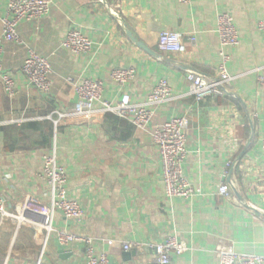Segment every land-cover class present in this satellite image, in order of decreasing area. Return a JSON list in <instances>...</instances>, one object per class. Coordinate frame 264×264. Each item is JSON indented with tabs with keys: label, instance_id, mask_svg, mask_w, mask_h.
Instances as JSON below:
<instances>
[{
	"label": "crops",
	"instance_id": "obj_1",
	"mask_svg": "<svg viewBox=\"0 0 264 264\" xmlns=\"http://www.w3.org/2000/svg\"><path fill=\"white\" fill-rule=\"evenodd\" d=\"M9 0H0L2 17ZM123 18L143 47L126 33ZM228 12L238 29V44L228 47L235 76L228 96L198 101L190 94L187 70L215 75L220 59L218 15ZM264 0H52L50 12L18 26L22 44L6 42L3 71L17 95L10 99L0 82V197L13 211L26 197L49 204L51 187L41 175L45 155L57 153L67 173L69 198L77 199L81 221L56 212L54 227L93 238L96 253L112 264H154L150 246L170 235L186 244L171 264H220V238L238 252L264 254ZM93 41L88 53L62 46L71 29ZM163 30L184 35L186 51L163 52ZM194 34L195 44L188 39ZM47 57L51 88L30 85L22 73L29 49ZM134 67L136 77L118 83L111 71ZM90 77L103 83V98L145 103L166 78L172 98L155 108L147 131L113 113L71 115L57 124L47 118L79 103L66 78ZM99 106V104L97 105ZM256 114V117H254ZM186 116L187 157L184 172L195 188L191 198L166 195L160 150L151 131L173 117ZM247 148L246 154L239 159ZM234 164L228 166V162ZM227 183L232 197L219 194ZM0 220V264H34L41 256L43 233L29 221ZM140 243V250L123 248ZM44 264H87L85 243L58 242L52 233Z\"/></svg>",
	"mask_w": 264,
	"mask_h": 264
},
{
	"label": "built area",
	"instance_id": "obj_2",
	"mask_svg": "<svg viewBox=\"0 0 264 264\" xmlns=\"http://www.w3.org/2000/svg\"><path fill=\"white\" fill-rule=\"evenodd\" d=\"M188 4L190 0H180ZM52 0H9L6 16L2 17L3 30L0 34V82L5 94L14 99L17 89L14 79L3 71L2 56L4 44L15 42L22 44L23 41L18 32L19 24L24 20H36L50 12ZM260 28L264 30V21L260 22ZM217 31L220 41V59L217 64L215 75H206L201 72L187 70V79L190 82V94L198 101L208 98H219L229 95L233 86L235 76L229 70L230 54L228 47L238 44V29L233 23L232 15L221 12L218 15ZM193 44L197 41L194 34L188 36ZM62 46L74 54L88 53L93 47V41L86 37L78 29H71L66 34ZM159 48L163 52L180 53L186 51L184 35L179 31L163 30L159 36ZM258 82L264 87V73L257 68ZM52 66L47 57L29 49L28 56L24 61L22 73L28 83L39 90L49 91L51 81L49 74ZM111 77L118 83H127L136 77L134 67H118L111 71ZM71 82L80 98L75 107L66 111H54L47 118L57 124L60 120L71 115H92L94 113H113L125 118L139 130L147 131L154 115L155 108L172 98V87L166 78H161L155 85L148 100L145 103H130L119 101L111 103L103 98V83L90 77L77 80L73 76L66 78ZM99 104V106H97ZM256 117V114H254ZM189 120L186 116L173 117L158 125L151 131V137L158 146L163 166V180L167 197L191 198L195 195V188L187 179L184 172V163L187 157L186 130ZM264 151V139L261 141ZM234 164L228 162V166ZM41 175L51 187V199L49 204L41 203L31 197H26L19 207L11 211L0 197V220L29 221L35 226L36 234L43 233L41 242V256L34 264H44L42 255L45 246L52 233H56L58 242L62 245H70L76 241L85 243L87 264H112L106 253H96L92 245L93 238L75 234L70 231L56 229L54 220L56 212L62 211L66 217L81 221L85 212L77 199L69 198L67 195L66 182L67 173L65 168L58 162L56 152L45 155ZM219 194L226 198L232 197L229 185L225 182L219 187ZM144 245L140 243H123V248L128 250H140ZM154 250V264H171L172 254H181L186 249L185 243L180 241L176 235H170L150 245ZM216 253L220 264H264V254L238 252L234 246L225 239L220 238Z\"/></svg>",
	"mask_w": 264,
	"mask_h": 264
},
{
	"label": "water",
	"instance_id": "obj_3",
	"mask_svg": "<svg viewBox=\"0 0 264 264\" xmlns=\"http://www.w3.org/2000/svg\"><path fill=\"white\" fill-rule=\"evenodd\" d=\"M113 13H114V15H115L117 21L119 22V24H120V25L126 30L127 35H128L132 40H134L139 46L143 47V46H144L143 43H141L136 37H134V36L132 35L130 29H129V28L127 27V25L124 23L123 18H122L120 15H118L117 12H114V11H113ZM246 151H247V148L241 153L239 159H241V158L246 154Z\"/></svg>",
	"mask_w": 264,
	"mask_h": 264
}]
</instances>
